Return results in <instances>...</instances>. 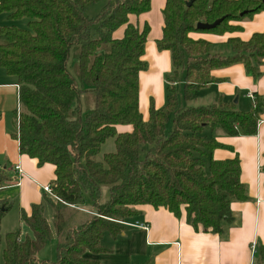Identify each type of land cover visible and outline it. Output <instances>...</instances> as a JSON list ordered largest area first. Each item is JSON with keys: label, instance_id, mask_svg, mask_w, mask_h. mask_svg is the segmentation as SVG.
<instances>
[{"label": "trees", "instance_id": "1", "mask_svg": "<svg viewBox=\"0 0 264 264\" xmlns=\"http://www.w3.org/2000/svg\"><path fill=\"white\" fill-rule=\"evenodd\" d=\"M104 1L92 18V5ZM166 0L160 50H169L173 66L169 81L184 72L182 90L167 88L163 106L149 107L144 120L139 110V72L149 26L129 22L150 8V0H0V13L11 20L27 18V27L0 26V65L16 77L19 109L15 132L20 153L37 163L54 165L51 184L58 199L45 194L21 214L27 228L5 233L0 254L3 264H97L90 254L107 251L100 245L104 230L114 237L123 226L117 221L135 216L136 205L165 207L195 230L226 234L232 221L230 204L247 198L237 155L217 160L211 156L224 144L203 134L206 126H219L230 136L256 133L263 102L257 99L246 112L219 100L215 104L185 106L195 90L214 80L209 70L242 62L254 77L264 59V30L248 40L229 38L233 54L210 53V43L193 39L190 32L224 34L240 30L234 20L264 9V0ZM200 30L199 21L212 23ZM125 25L121 38L112 33ZM96 27V29H95ZM95 29V32H93ZM93 105L83 110L84 94ZM180 94V95H179ZM171 118V126L166 124ZM118 125H130L119 132ZM113 137L116 150L103 161L93 157ZM264 171V152L261 159ZM108 186V199L99 202L100 188ZM84 193L91 207L83 206ZM51 209L52 222L44 216ZM9 203L0 200V222ZM55 240V259L37 253ZM256 264H264L259 252Z\"/></svg>", "mask_w": 264, "mask_h": 264}, {"label": "crops", "instance_id": "2", "mask_svg": "<svg viewBox=\"0 0 264 264\" xmlns=\"http://www.w3.org/2000/svg\"><path fill=\"white\" fill-rule=\"evenodd\" d=\"M165 1L150 0L148 11L129 15V22L140 29L145 24L149 26L142 57L147 68L139 72V110L144 120L149 117L151 103L156 109L163 106L167 88L177 83L180 93L184 82L179 78L168 80L167 77L173 74L171 53L169 50L158 49L156 44L162 36ZM103 4L104 1H101L92 5L85 15L94 17ZM231 24L240 26V30L224 34L190 32L189 35L193 39L207 40L210 53L233 54L227 40L233 37L248 40L253 33L262 32L264 9L250 17L234 20ZM124 29L125 25L120 26L112 36L121 38ZM259 71V75L254 77L242 62L214 67L209 70L214 80L195 90L189 99L179 96L181 104L185 106L209 105L222 100L242 112L249 111L257 99L263 102L255 134L230 136L219 126H206L203 129L204 135L213 137L227 147L215 148L211 153L214 159L238 156L241 181L246 186L247 198L233 200L230 204L232 221L226 234L220 236L201 229L195 230L186 222L184 212L181 217H176L165 207L136 205L137 214L124 221L142 226L122 225L116 237L104 230L100 245L107 251L89 253L97 264H256L261 251L264 261V171L261 168L264 152V59L259 65ZM18 109L19 86L16 77L8 74L0 65V200L10 205L0 226L7 224L5 218L14 209L18 226L6 229L15 230L20 227L22 235H25L28 231L21 221V214L24 212L29 215L31 206L43 200L45 193L42 187L54 182L55 167L51 163L39 165L36 158L20 153L18 140L12 136L16 129L14 113ZM116 129L119 132L130 131L131 126L118 125ZM17 164L21 173L14 169ZM55 255L54 239L37 253L39 259L52 260Z\"/></svg>", "mask_w": 264, "mask_h": 264}, {"label": "rangeland", "instance_id": "3", "mask_svg": "<svg viewBox=\"0 0 264 264\" xmlns=\"http://www.w3.org/2000/svg\"><path fill=\"white\" fill-rule=\"evenodd\" d=\"M12 24L15 26H18L20 28H26L27 27V18L23 17L20 19L11 20L7 17V13H5V12L0 13V26L12 25ZM183 76H184V72L179 71L178 78L183 81ZM175 87H176V89H178L179 85H177V83H176ZM81 104H82L83 110L91 108L93 105V94H91V93L84 94L82 96V99H81ZM170 125H171V118L169 119L168 123L166 124L167 129L170 128ZM115 150H116V147H115V143H114V138L110 137L104 143L101 144L100 151L93 157V159L96 161H103V155L105 153L114 152ZM107 199H108V186L102 185L100 188L99 202L102 203V202L106 201ZM83 206H85L86 208L91 207V200H90L88 194H86V193H84ZM14 211H15L14 209H11V211L7 214V216L5 218V219H7L6 220L7 224H3L2 227L0 226L1 249H2V246L4 245L5 233L12 230V229H6V228H10L11 226H12L11 228H15L18 226V219H17V216L15 215ZM51 215L52 214H51L50 207L46 206L45 211H44V216L46 219H48L49 224H51V222H52V216ZM54 259H52V260H54ZM48 260H51V259H48ZM0 264H3L1 254H0Z\"/></svg>", "mask_w": 264, "mask_h": 264}, {"label": "built area", "instance_id": "4", "mask_svg": "<svg viewBox=\"0 0 264 264\" xmlns=\"http://www.w3.org/2000/svg\"><path fill=\"white\" fill-rule=\"evenodd\" d=\"M14 169H15L16 171H18L19 173L22 172V171H21V168H20V166H19L18 164L14 166ZM42 189H43V192H44L46 195L52 197V198L55 199V200L58 199V198L56 197V195L54 194V192H53V190H52V186H51L50 184H48V185H44V186L42 187ZM117 222H119V223L122 224V225L142 226L141 224H138V223L130 224V223L125 222V221H123V220H121V221H117ZM143 228H146V227L143 226Z\"/></svg>", "mask_w": 264, "mask_h": 264}, {"label": "water", "instance_id": "5", "mask_svg": "<svg viewBox=\"0 0 264 264\" xmlns=\"http://www.w3.org/2000/svg\"><path fill=\"white\" fill-rule=\"evenodd\" d=\"M193 1L194 0L187 1L186 5L190 6L193 3ZM222 19H223V17L218 18V19L214 20L212 23L199 21V22H197L196 27H197V29H200V30H209V29H212L215 26H217L221 22Z\"/></svg>", "mask_w": 264, "mask_h": 264}]
</instances>
